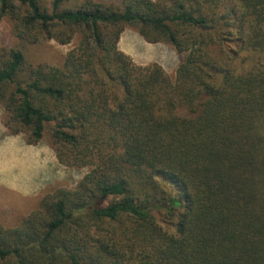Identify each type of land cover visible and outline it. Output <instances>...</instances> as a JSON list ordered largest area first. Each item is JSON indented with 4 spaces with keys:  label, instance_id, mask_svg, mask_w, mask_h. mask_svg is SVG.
<instances>
[{
    "label": "trees",
    "instance_id": "1",
    "mask_svg": "<svg viewBox=\"0 0 264 264\" xmlns=\"http://www.w3.org/2000/svg\"><path fill=\"white\" fill-rule=\"evenodd\" d=\"M0 22L8 133L87 168L0 223V264H264V0H0ZM52 40L60 64L31 52Z\"/></svg>",
    "mask_w": 264,
    "mask_h": 264
},
{
    "label": "rangeland",
    "instance_id": "2",
    "mask_svg": "<svg viewBox=\"0 0 264 264\" xmlns=\"http://www.w3.org/2000/svg\"><path fill=\"white\" fill-rule=\"evenodd\" d=\"M112 1V0H108ZM11 41L7 22H0V44ZM54 40L34 45L33 56L51 64H60L74 46ZM119 49L138 65L158 63L175 76L180 55L169 45L150 43L137 31L126 28L119 41ZM0 106V223L16 226L30 214L47 192L56 187L73 188L87 172V168H71L62 164L46 142L28 144L22 135L9 134L2 121Z\"/></svg>",
    "mask_w": 264,
    "mask_h": 264
}]
</instances>
